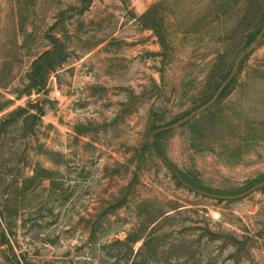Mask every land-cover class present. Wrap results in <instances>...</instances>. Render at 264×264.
<instances>
[{
	"label": "rangeland",
	"instance_id": "374dc122",
	"mask_svg": "<svg viewBox=\"0 0 264 264\" xmlns=\"http://www.w3.org/2000/svg\"><path fill=\"white\" fill-rule=\"evenodd\" d=\"M85 1L0 0V60L14 37L24 44L0 100L13 98L47 46L51 24L68 54L46 95L10 108L46 98L33 135L23 137L16 126L0 148V194L34 166L51 172L61 189L45 182L17 215L0 195V244L8 240L22 264H125L124 247L114 241L149 226L155 253L143 248L136 264H264V119L246 126L245 111L253 112L247 100L235 109V86L215 106L236 66L212 95L206 79L225 49L217 40L229 15L214 20L218 0H139L144 13H155L144 25L129 0H90L86 9ZM255 59L264 62V46ZM130 181L125 204L105 214ZM157 213L165 215L149 225ZM6 248L0 245V264H11Z\"/></svg>",
	"mask_w": 264,
	"mask_h": 264
},
{
	"label": "trees",
	"instance_id": "16d2710c",
	"mask_svg": "<svg viewBox=\"0 0 264 264\" xmlns=\"http://www.w3.org/2000/svg\"><path fill=\"white\" fill-rule=\"evenodd\" d=\"M229 1L230 0H218L217 2H212L213 6L216 5L211 12L216 13L214 18L216 22H222V15H229V17L223 21L221 27L225 28L227 31L220 35L217 40L220 41L219 43L225 44V49L221 52H216L217 56L212 59L211 63V66H213L214 69H217V71L216 73L209 72L206 76V79L209 80L208 91L209 94H214L219 89L221 84L228 78L232 68L236 66L234 76L219 92L220 94L215 102V106L220 104L222 99L227 95V88L229 86H235L237 98L235 99V102L231 103L236 104L235 109L241 110L244 100H247L249 102L247 108L252 110L253 117L251 118L248 115L246 109V126H248L247 122L249 123L247 120L259 118L254 120L255 123H249L250 125L255 124V126H258L263 123L262 120L264 119V62L258 59L250 62V57L257 49L264 46V0H235L234 2L230 1V3ZM89 3L90 0H86L84 2L85 9L88 7ZM219 13L222 15L220 16ZM203 17L204 15L200 19L203 20ZM154 18L155 13L152 8L138 17L144 25L148 19L153 20ZM18 24L19 31H22V18L19 19ZM55 27L56 23L51 24L46 30L44 38L48 44L44 50L35 54L32 58L30 66L24 74L21 84L12 89L11 94L13 95V98H4V100H0V114L4 113L0 117V148L4 146L6 137L12 133L16 126L22 132L21 134L23 137L32 136L34 132V125L39 122L40 118L44 114L43 104L45 103L46 98L42 101H36L35 103L30 100L27 102L26 106H17L13 109L10 108L13 106L14 100L21 99L22 97L30 98L32 95H46L50 77L53 74H56L57 71L67 62V48L64 46L62 39L57 34L52 32ZM154 31L160 36V41L163 43L164 37L160 32L156 30ZM23 45L24 44L21 43L18 47V41L14 37V40H12L11 43V48H9L1 58L0 90L5 91L9 89L10 85L13 83V62L20 61L17 52L19 48L23 47ZM207 93L208 92H206V94ZM240 99H243V102ZM221 108L225 110L224 105L221 106ZM210 111L212 113V107L204 110V112H202L199 116H203ZM235 116L241 115L239 112L234 111L233 117ZM191 121H196V118ZM165 133L166 132L164 131L157 133L154 137L156 138L160 135L162 136ZM81 134L87 135L84 132H81ZM142 149L149 156L152 155V152L147 147L144 146ZM157 151L159 154H164V150L161 148ZM45 154L49 155L50 152H45ZM31 172L32 174L30 176L22 178L20 181H8L5 184V191L7 192L5 194H0L5 201L11 200L13 204V210L11 213L14 215H17L19 208L23 206L25 198H27V194H30L32 191H36L40 188L45 189L44 186H42L45 182L49 183L48 187L50 190L61 189L62 183L55 181L51 172L46 169L34 166ZM15 179L17 178L15 177ZM1 182H6L3 174H0V183ZM185 182L187 181L185 180ZM131 186L133 185L130 181L126 186L120 189L119 196L115 199L116 203L106 209L105 214L111 213L115 208L121 207L125 204L126 196L130 193L129 190ZM262 189H264V187ZM173 209L175 210V208ZM163 215H165V213H157L156 215H153V217L148 220V224L152 225L156 222L158 223ZM100 225V223H97L91 232L94 234ZM148 228L149 226H141L135 232L128 233L124 240L114 241L113 245L124 247L125 264H136L137 260L140 258L143 248L147 247L152 251V253H155V247H153V244H151L150 240L147 239L151 231L148 230ZM139 242H141L139 248L134 250L135 244ZM0 245H6L7 248L5 252L11 254V264H22V259H24L22 258L23 255L18 256L14 252L13 247L8 240H4V242ZM178 247L182 249L184 245L180 243ZM7 261H9V259Z\"/></svg>",
	"mask_w": 264,
	"mask_h": 264
},
{
	"label": "crops",
	"instance_id": "0c3cea01",
	"mask_svg": "<svg viewBox=\"0 0 264 264\" xmlns=\"http://www.w3.org/2000/svg\"><path fill=\"white\" fill-rule=\"evenodd\" d=\"M151 1H152V0H144L143 5H144V6H147ZM129 3L131 4L132 7H134V10H135L138 14H142V13H144L145 9L147 8V7H144V8L141 9V7H140V4H141V3L139 2V0H129Z\"/></svg>",
	"mask_w": 264,
	"mask_h": 264
},
{
	"label": "water",
	"instance_id": "95a60500",
	"mask_svg": "<svg viewBox=\"0 0 264 264\" xmlns=\"http://www.w3.org/2000/svg\"><path fill=\"white\" fill-rule=\"evenodd\" d=\"M222 88V87H221ZM221 88L217 91V93H216V96L219 94V92L221 91ZM215 96V97H216ZM261 185V184H260ZM260 185H257V186H255L254 188H252V190L251 191H253L256 187H258V186H260ZM249 194V192L247 193V194H245V196L246 195H248Z\"/></svg>",
	"mask_w": 264,
	"mask_h": 264
},
{
	"label": "built area",
	"instance_id": "2783aa9c",
	"mask_svg": "<svg viewBox=\"0 0 264 264\" xmlns=\"http://www.w3.org/2000/svg\"><path fill=\"white\" fill-rule=\"evenodd\" d=\"M58 95V94H57Z\"/></svg>",
	"mask_w": 264,
	"mask_h": 264
}]
</instances>
